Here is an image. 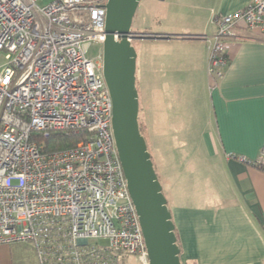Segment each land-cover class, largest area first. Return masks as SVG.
<instances>
[{"label":"built area","instance_id":"1","mask_svg":"<svg viewBox=\"0 0 264 264\" xmlns=\"http://www.w3.org/2000/svg\"><path fill=\"white\" fill-rule=\"evenodd\" d=\"M0 0V244L31 243L39 264H148L112 130L102 74L104 0ZM207 72L222 76L234 29L264 32V0L213 17ZM83 130L75 146L44 151L33 133ZM228 158L264 169L256 160Z\"/></svg>","mask_w":264,"mask_h":264},{"label":"crops","instance_id":"2","mask_svg":"<svg viewBox=\"0 0 264 264\" xmlns=\"http://www.w3.org/2000/svg\"><path fill=\"white\" fill-rule=\"evenodd\" d=\"M251 1L157 0L153 8L155 14L160 6H177L171 25L148 33L152 37L146 39L154 123H162L157 110L162 81L171 93L183 86V132H199L206 156L202 165L212 167L220 182L217 193H199L207 203L169 207L181 241V264H264V169L228 158L253 161L264 146V32L241 25L234 29L236 39L219 78L208 75L206 43L198 38L215 33L213 17ZM136 53L138 69L144 60ZM168 118L171 127L182 122L173 112ZM0 264L39 263L31 243L19 241L0 244ZM125 264L141 262L132 257Z\"/></svg>","mask_w":264,"mask_h":264},{"label":"water","instance_id":"3","mask_svg":"<svg viewBox=\"0 0 264 264\" xmlns=\"http://www.w3.org/2000/svg\"><path fill=\"white\" fill-rule=\"evenodd\" d=\"M140 0H106L102 74L112 99V130L138 215L148 264H181L175 225L138 124L136 52L131 23ZM152 37L140 35L141 39Z\"/></svg>","mask_w":264,"mask_h":264},{"label":"rangeland","instance_id":"4","mask_svg":"<svg viewBox=\"0 0 264 264\" xmlns=\"http://www.w3.org/2000/svg\"><path fill=\"white\" fill-rule=\"evenodd\" d=\"M49 1H39L38 4L43 5ZM104 1L106 2V0ZM156 1L140 0L131 23L132 33L138 35L148 34L156 30H162L164 26H167L166 24L171 25L177 6L173 4L160 6L161 11H156L154 14L153 8L157 4ZM131 45L135 52H140L144 60V63H141L142 65H137L138 69L135 71V86L139 104L138 124L147 143V149L157 179L161 184L162 193L167 200V205L171 208L175 205L198 206L204 202L207 203L208 199H201L199 196L206 198L203 195L204 193H217L216 186L220 182L212 167H206V169L202 165L206 156L205 151L202 150L199 132H196V130L191 134L183 132V119H185L187 105L186 96L182 92L183 86H179L177 92L171 93L169 86H166L165 82L162 81L160 91L157 92L159 94L157 110L160 111V121L162 119V123L159 127H156L152 114L154 87L149 72V43L146 39L133 38ZM101 48V44L92 43L88 48L87 57L96 58ZM3 55L4 53L1 52L0 66L5 63ZM138 59H140V55ZM162 71H164L163 68ZM171 110L182 121L178 125L176 123V126L172 125V127L169 123L170 118H168L169 115H172ZM194 111H197L196 107ZM164 118L167 122L165 126L163 125L165 123ZM211 197L217 199V194ZM132 257L138 259V256L135 255H125L121 256L120 260L127 262Z\"/></svg>","mask_w":264,"mask_h":264},{"label":"trees","instance_id":"5","mask_svg":"<svg viewBox=\"0 0 264 264\" xmlns=\"http://www.w3.org/2000/svg\"><path fill=\"white\" fill-rule=\"evenodd\" d=\"M141 132V129H140ZM142 134V133H141ZM85 136L83 130L79 129L76 131H52L48 136H42L40 133H33L31 139L36 142L40 149L44 151L58 150L63 148H69L75 146ZM147 144V143H146ZM169 208V207H168ZM176 243L180 248V254L182 253L181 241L179 235L175 229ZM181 261V257H180Z\"/></svg>","mask_w":264,"mask_h":264},{"label":"flooded vegetation","instance_id":"6","mask_svg":"<svg viewBox=\"0 0 264 264\" xmlns=\"http://www.w3.org/2000/svg\"><path fill=\"white\" fill-rule=\"evenodd\" d=\"M134 35H135L134 38H140V35H138V34H134Z\"/></svg>","mask_w":264,"mask_h":264}]
</instances>
